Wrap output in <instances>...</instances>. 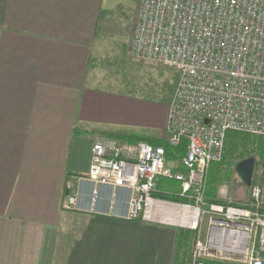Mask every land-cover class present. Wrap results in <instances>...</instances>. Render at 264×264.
<instances>
[{
  "label": "crops",
  "instance_id": "crops-1",
  "mask_svg": "<svg viewBox=\"0 0 264 264\" xmlns=\"http://www.w3.org/2000/svg\"><path fill=\"white\" fill-rule=\"evenodd\" d=\"M116 2L0 0V264H53L70 191L81 208L72 212L108 220L106 226L123 221L124 189L98 186L94 211H85L93 186L79 178L88 171L93 144L114 139L159 146L166 136V102L149 115L142 98L111 89L97 72L111 48ZM169 166L180 169L176 159ZM164 187L178 188L173 182ZM245 188L235 183L227 201L249 206ZM218 189L211 195L206 182L208 202L219 200ZM261 202L264 214V195ZM85 264L99 262L94 257Z\"/></svg>",
  "mask_w": 264,
  "mask_h": 264
},
{
  "label": "built area",
  "instance_id": "built-area-1",
  "mask_svg": "<svg viewBox=\"0 0 264 264\" xmlns=\"http://www.w3.org/2000/svg\"><path fill=\"white\" fill-rule=\"evenodd\" d=\"M131 55L175 70L168 103L166 143L180 169L169 166L164 146L146 141L98 140L80 181L128 192L121 219L177 227L194 235L189 264H264L262 190L249 187V206L206 199V175L224 157L228 133L264 138V0H139ZM173 182L176 203L153 198L162 181ZM64 211H80L68 192ZM177 210V214L174 213ZM148 214V216H146Z\"/></svg>",
  "mask_w": 264,
  "mask_h": 264
},
{
  "label": "rangeland",
  "instance_id": "rangeland-1",
  "mask_svg": "<svg viewBox=\"0 0 264 264\" xmlns=\"http://www.w3.org/2000/svg\"><path fill=\"white\" fill-rule=\"evenodd\" d=\"M117 2L119 13L112 18L108 33L111 48L105 50L96 69L103 77L102 83L107 82L111 89L131 91L132 95L142 98L151 115L156 108L161 109L165 102L168 105L177 81V72L131 58L128 46L136 2ZM163 137L164 140L159 142L161 146L166 143V136ZM251 140L246 146L240 143L236 154L228 156L225 153L219 164H211L206 175L207 189L211 195L220 186L232 190L235 165L241 159L248 158L255 161L252 183L259 186L264 195V162L252 150L256 138L252 137ZM162 183L166 185L171 182L164 180ZM172 188L167 190L175 192V187ZM245 189L248 202V189ZM240 196L243 194L240 193ZM63 212L53 264H85V260L90 261L94 257L99 264H189L194 239L190 231L183 233L177 227L149 224L142 220L110 221L109 226H106L103 223L108 220L105 219L72 211ZM179 235L182 237L181 245L177 241Z\"/></svg>",
  "mask_w": 264,
  "mask_h": 264
},
{
  "label": "trees",
  "instance_id": "trees-1",
  "mask_svg": "<svg viewBox=\"0 0 264 264\" xmlns=\"http://www.w3.org/2000/svg\"><path fill=\"white\" fill-rule=\"evenodd\" d=\"M251 138H252V136L245 135V134L228 133L227 137H226V142H225L224 156H225V153L228 154V156H232V155L236 154L238 151V145L240 143H242L244 146H246L249 141H252ZM253 138H256V137H253ZM132 139H134V138H132ZM138 141H140V140H138ZM253 142H255V143L252 145V147L254 146L252 148V150H254V152H256V154H258L262 158V161L264 162V138H261V137L256 138V140H254ZM159 146H161V145H159ZM164 147L166 149V154H167L168 160L174 159L175 156H177L178 154L182 155V153L184 151V144H181V146L176 148V149L169 148L166 145H164ZM241 161H242V159H241ZM152 197L157 198V199H163V200H167V201L177 202V203L184 202V200L180 199L175 192L167 190L164 187V184L162 182H160L157 185V188L153 192ZM211 202L224 204V202L221 200H214ZM137 221H141V220H137ZM179 231L183 232L184 230H179ZM183 233H185V232H183ZM181 240H182V237H181V235H179V238L177 241L180 245H181ZM207 264H214V263H207Z\"/></svg>",
  "mask_w": 264,
  "mask_h": 264
},
{
  "label": "water",
  "instance_id": "water-1",
  "mask_svg": "<svg viewBox=\"0 0 264 264\" xmlns=\"http://www.w3.org/2000/svg\"><path fill=\"white\" fill-rule=\"evenodd\" d=\"M254 159L248 158L238 162L234 170V182L246 188L252 183Z\"/></svg>",
  "mask_w": 264,
  "mask_h": 264
},
{
  "label": "bare ground",
  "instance_id": "bare-ground-1",
  "mask_svg": "<svg viewBox=\"0 0 264 264\" xmlns=\"http://www.w3.org/2000/svg\"><path fill=\"white\" fill-rule=\"evenodd\" d=\"M175 214H177V210H176V212L174 213V215H175ZM146 216H148V214H147Z\"/></svg>",
  "mask_w": 264,
  "mask_h": 264
}]
</instances>
